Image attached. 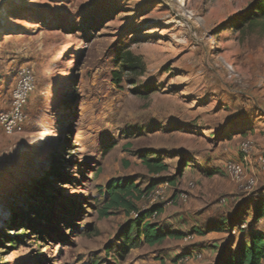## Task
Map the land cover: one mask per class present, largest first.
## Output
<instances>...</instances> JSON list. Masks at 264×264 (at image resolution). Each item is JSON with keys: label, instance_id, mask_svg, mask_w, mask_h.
Wrapping results in <instances>:
<instances>
[{"label": "rangeland", "instance_id": "1", "mask_svg": "<svg viewBox=\"0 0 264 264\" xmlns=\"http://www.w3.org/2000/svg\"><path fill=\"white\" fill-rule=\"evenodd\" d=\"M256 1L0 0V113L23 68L33 84L23 126H0V264H216L221 249L240 251L235 242L264 202V174L249 169L264 158V29L243 20ZM129 52L139 69L125 62ZM245 141L247 179L259 181L248 189L224 167L242 160ZM141 153L168 170L150 173ZM55 154L67 161L51 192L58 218L37 235L25 212L43 203L36 187ZM129 178L141 211L162 193L146 222L184 238L123 254L135 212L99 211L108 182ZM231 215L245 222L215 231L221 248L195 237Z\"/></svg>", "mask_w": 264, "mask_h": 264}, {"label": "trees", "instance_id": "2", "mask_svg": "<svg viewBox=\"0 0 264 264\" xmlns=\"http://www.w3.org/2000/svg\"><path fill=\"white\" fill-rule=\"evenodd\" d=\"M244 22H249L253 26H260L264 29V0H257L252 4L251 10L243 18ZM125 62L130 67V69H139V59L135 57L132 53H127L125 55ZM140 158L142 159L145 167L152 174H161L168 170V166L163 163L161 156H151L147 153H141ZM67 163L64 156L55 154L50 163V171L46 173L45 177L39 181L36 190L40 191L41 200L43 203L41 206L31 205L25 215L28 218L31 230L38 235V231L42 226V221H49L52 218L57 217L58 214L53 211V207L56 205V199L51 195L53 186L57 181L64 179L63 164ZM209 174V173H208ZM151 186L149 190L153 189ZM105 202L100 208L99 216L101 218L110 217L115 213V211H123L129 216L131 213L135 212L138 217L131 218L127 225L122 231V243L123 254L127 255L133 248L137 247L138 244L144 242L148 246H155L157 244H162L165 239L176 238L182 239L185 235L173 232L170 230H164L159 224L154 222H146L147 219L151 218L153 212H160L159 207H153L150 210L141 211L136 203L142 197V192L139 190V186L135 184L130 178L129 179H112L108 182L104 190ZM50 207L46 210L45 207ZM255 220H261L264 218V202H261L259 206L255 209ZM23 215L17 214L15 217V224L19 223ZM236 218V219H235ZM241 216L232 215L227 218V220H220L215 222L214 227L219 232H223L229 227V230H234L238 224L242 223L244 220L240 221ZM28 231V228L24 230ZM195 232L200 235L203 232L200 230H195ZM23 236H28L23 234ZM43 236V234H42ZM20 243V238L14 242V245ZM239 256L235 257L233 255L229 256L222 264H264V234L258 233L251 236L249 245H242L240 248Z\"/></svg>", "mask_w": 264, "mask_h": 264}, {"label": "built area", "instance_id": "3", "mask_svg": "<svg viewBox=\"0 0 264 264\" xmlns=\"http://www.w3.org/2000/svg\"><path fill=\"white\" fill-rule=\"evenodd\" d=\"M31 81V72H29L28 68H23L20 73V79L17 81L12 92L11 107L0 113V126L7 134L17 132L25 123L27 118L25 110L33 89ZM240 154L242 157L241 161H229L224 167L226 173L234 182L239 184L242 188L248 189L257 184L255 179H247L245 173V162H248L253 154V143L250 141L243 142L240 147ZM150 198L151 202L157 207L163 196L161 192L156 191L150 195ZM222 202L225 203V200H222ZM157 216L158 211H155L149 220L156 219ZM135 217H138V215L135 214ZM246 228L247 226H244V224L241 226V230H245Z\"/></svg>", "mask_w": 264, "mask_h": 264}, {"label": "crops", "instance_id": "4", "mask_svg": "<svg viewBox=\"0 0 264 264\" xmlns=\"http://www.w3.org/2000/svg\"><path fill=\"white\" fill-rule=\"evenodd\" d=\"M261 145L264 146V143H261ZM249 169L252 172L251 173L252 176L261 178V176L264 174V158L260 157V156H258V154H256L253 157V160L250 163V168ZM258 182L259 181L257 180V184H258ZM262 194H264V189L262 190ZM257 206H259V204L256 205L255 209L257 208ZM231 216H228L227 218H229ZM255 216H256V214L254 212V217L251 220V224L248 225L247 231L245 233H242L240 238H239V240H237L235 242L237 247L241 248L242 245H247L248 246L249 243H250V240H251V236L253 234H258V233L264 234V218H262L261 220H255ZM227 218H224L222 220H227ZM219 221L220 220H212V219L209 220L206 223V226L200 227L201 229H203V233L200 234V235H196L195 237L197 239H199V241H202L203 239L205 240V238H210V240H208V241L212 242V243L209 244L211 247H213V248H221V244H222L224 238L219 236V233H216V232H219V231H217V229L214 227V225L216 224L215 222H219ZM243 222H245V220ZM181 230L185 231L184 229H181ZM189 232H190V230H187V233H189ZM206 248H207L206 244L205 245H200L198 247V249H200L202 252H205L207 250ZM224 250H227V249H224ZM224 250L221 249L219 254H218L219 255V260L217 261L218 264H220V263L222 264L223 263L222 261L224 259L225 260L228 259V257L231 256V255H233L235 257L240 255V253L239 254L238 253L237 254H233V253H231L232 251L229 250L230 253L227 252L228 254L226 256V251H224Z\"/></svg>", "mask_w": 264, "mask_h": 264}]
</instances>
